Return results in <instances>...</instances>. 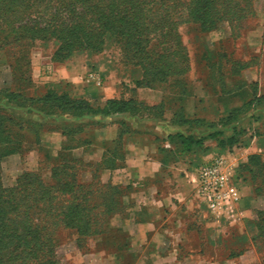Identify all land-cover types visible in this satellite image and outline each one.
Wrapping results in <instances>:
<instances>
[{
    "label": "trees",
    "instance_id": "1",
    "mask_svg": "<svg viewBox=\"0 0 264 264\" xmlns=\"http://www.w3.org/2000/svg\"><path fill=\"white\" fill-rule=\"evenodd\" d=\"M251 1L0 0V50L11 43H15L13 46L15 48L25 41L55 40L59 46L53 55V60L64 62L78 51L101 53L108 39L120 38L125 40L127 46L130 44L133 47L135 58H139L138 63H179L178 54L186 49L176 28L178 21L173 16L176 8H186L188 18L199 20L201 31L210 33L225 22L232 29L234 22L243 20L248 12L254 14ZM159 33L161 38L159 42L154 43L153 37ZM152 34L155 35L151 36ZM158 48L161 49L160 52ZM168 49H173L172 53H166ZM185 57L186 63H189L186 51ZM218 61L220 62L221 59ZM227 62L233 63L237 71L231 75L238 74L245 68L240 61L227 58ZM13 66V79L17 82L23 81L27 86L31 84L30 73L20 71L19 64ZM161 73L165 74L160 71ZM152 82L147 80L144 85L153 87L155 84ZM138 83L143 84V81ZM221 83L222 92L231 94L225 81L222 80ZM1 93L19 107L27 102H30L31 106L40 103L41 110L46 111L47 114L70 115L75 118L86 116L105 118L126 114L131 118L162 120L167 107H171L175 110L173 124L186 126L191 133L178 132L170 137L189 150L202 148L205 157L213 151L206 144L208 141L216 142L221 150L224 149L226 142L231 144L237 142L233 136L226 139L222 137L224 129H211L206 120L190 119L186 116L184 101L192 93L184 95L181 100L174 101L173 105L169 106L164 101L150 105L134 98L122 97L109 98L100 104H92L86 99L73 98L67 94L48 93L41 98L27 99L17 91L3 89ZM263 102L264 97H257L240 107L230 109L224 125L233 124L231 131L236 132L237 117L248 113L251 108ZM121 124L124 126V131L119 138L105 144L103 162L105 164L114 163L116 158L122 156L123 136L129 132L130 125L125 120H121ZM202 127L205 130L195 137L196 129ZM19 128L31 139L26 142L16 140L17 143L13 142V146L5 147L7 152L2 155L22 152L28 146L39 145L43 130L60 131L66 140L62 150L54 159L55 164L51 168L49 181L35 172H27L22 174L17 179L16 185L11 188H5L0 182V264H61L57 260L55 239L50 230L55 226L74 230L81 240L102 234L108 216L119 207V198L123 189L107 186L111 191L112 206L101 204L104 206L102 213L105 218L97 228V223L91 221V211L95 206H82L77 193L86 191L93 193L104 186L94 190L93 183L82 181L80 171L84 170L82 165L85 163L72 157L70 153L75 147L91 143L88 138L83 140L76 137L77 134L84 132L85 126L67 130L42 127L35 129L32 124H20ZM3 133L5 131H1L0 137ZM251 159L253 163L259 161L255 155ZM202 161H198L197 168ZM86 165L93 168L92 178L96 179L99 166L91 162H86ZM250 170L255 174L253 169ZM252 223L256 229L252 240L264 247V209L257 211V218Z\"/></svg>",
    "mask_w": 264,
    "mask_h": 264
},
{
    "label": "rangeland",
    "instance_id": "2",
    "mask_svg": "<svg viewBox=\"0 0 264 264\" xmlns=\"http://www.w3.org/2000/svg\"><path fill=\"white\" fill-rule=\"evenodd\" d=\"M251 2L254 6V14L248 12L243 20L235 21L233 30L228 23H222L218 33L231 32V36L220 40H216V36L210 33L202 32L199 20L189 19L186 8H176L173 16L178 21L176 28L186 49L178 54L179 63H138L139 58H135L133 47L130 44L127 46L125 40L120 38L108 39L101 53L78 51L64 62L53 60V55L59 46L55 40L25 41L15 48L13 47L15 43L6 45L0 50V135L1 131H5L0 137L1 184L5 188H11L16 185L17 179L27 172H35L47 181L50 180L51 168L55 164L54 159L57 155L49 154L44 149L29 152L27 148L14 157L13 153L2 155L7 152L5 147L13 146V142L17 143L16 140L26 142L31 139L20 130V124H32L35 129L42 127L75 130L102 121L100 116L75 118L70 115L47 114L46 111L41 110L40 103L31 106V103L27 102L19 107L1 93L3 89L20 92L27 99H37L48 93H54L86 99L92 104H100L111 97H122L134 98L150 105L164 101L168 106L173 105L174 101L181 100L184 95L193 93L201 96L197 98L205 97L201 101L202 104L207 103L209 102L207 97L218 95L223 91L222 80L225 81V78L237 72L234 64L227 62V58L242 63L247 60L259 63L261 60V49L248 48L247 44L250 33L254 32L258 35L264 33V0ZM153 35L155 34L151 36ZM160 38L161 33L153 37V42H159ZM255 40L259 41V37ZM158 50L161 51L160 48ZM172 51L173 49H168L166 53ZM185 51L189 63L185 61ZM17 64L20 71L30 73L32 80L28 86L23 81L17 82L13 79V65ZM160 71L165 74H160ZM147 80L153 81L155 85L145 86ZM141 81L143 84L138 83ZM205 112L207 115L202 118L211 129H224L222 137L226 139L233 136L237 139L233 144L226 142L222 150L218 148L216 142L208 141L207 145L213 149L211 155L225 157L234 181L241 191L247 189L251 196L264 198V102L255 107V111L237 117L236 132L231 131L233 124L224 125L228 118L227 114L217 116L211 109ZM125 121L131 128L147 126L158 131L167 123L165 119L149 120L129 118V116ZM85 136L88 137V134L85 135L84 132L76 135L80 139ZM254 155L258 157L259 161L255 162L258 164L252 162L251 157ZM82 167L84 170L80 171V174L84 181L93 183L94 190L102 187L96 179L88 180L86 173L89 168L86 162ZM250 169H253L255 174ZM110 194L111 191L107 186L93 193L89 191L77 193L82 206H95L91 211V221L97 223V228L105 218L102 213L104 206L101 204L112 203ZM257 211L251 210L247 216L248 220H255ZM50 232L55 239L57 260L61 264H87L85 258L90 256L95 248L92 238L81 240L76 231L59 226L53 227ZM223 239L222 252L225 255H237L236 264H264V247L253 242V238L249 237L247 232L231 226L226 229ZM239 256L242 258L239 259Z\"/></svg>",
    "mask_w": 264,
    "mask_h": 264
},
{
    "label": "crops",
    "instance_id": "3",
    "mask_svg": "<svg viewBox=\"0 0 264 264\" xmlns=\"http://www.w3.org/2000/svg\"><path fill=\"white\" fill-rule=\"evenodd\" d=\"M218 31L210 32L216 40L231 36V32ZM247 46L261 49L260 62L247 60L242 63L243 70L225 78L231 94L210 95L206 98L209 102L203 104L205 97L197 98L201 96L193 93L187 96L184 108L188 118H202L209 109L214 115L224 116L232 108L264 97V33H250ZM253 111L254 107L248 113ZM174 112V108L167 107L162 119L167 123L160 131L147 126L130 127L123 136L122 156L114 163H103L105 144L124 131L121 120L128 117L126 114L111 115L101 118V123L86 126L88 137L84 138L91 143L70 150L79 161L99 166L96 180L101 186L123 189L119 207L108 216L104 232L90 237L95 248L85 258L87 264H236L237 255H225L221 249L226 229L235 226L252 238L256 234L247 216L251 210L264 209V198L242 190L238 215L232 221L214 216L201 203L197 164L206 159L204 150H189L170 137L178 132L191 133L188 127L173 124ZM204 130L196 129L195 137ZM65 140L60 131L43 130L40 144L29 146L27 151L44 149L57 155ZM88 168L90 180L93 168Z\"/></svg>",
    "mask_w": 264,
    "mask_h": 264
},
{
    "label": "built area",
    "instance_id": "4",
    "mask_svg": "<svg viewBox=\"0 0 264 264\" xmlns=\"http://www.w3.org/2000/svg\"><path fill=\"white\" fill-rule=\"evenodd\" d=\"M198 166L197 195L211 214L232 221L238 215L241 188L224 156L207 155Z\"/></svg>",
    "mask_w": 264,
    "mask_h": 264
}]
</instances>
